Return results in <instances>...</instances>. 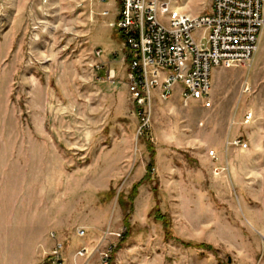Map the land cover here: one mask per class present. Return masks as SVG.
Returning <instances> with one entry per match:
<instances>
[{
	"label": "rangeland",
	"instance_id": "1",
	"mask_svg": "<svg viewBox=\"0 0 264 264\" xmlns=\"http://www.w3.org/2000/svg\"><path fill=\"white\" fill-rule=\"evenodd\" d=\"M116 3L0 0V264H264V31L140 134Z\"/></svg>",
	"mask_w": 264,
	"mask_h": 264
},
{
	"label": "built area",
	"instance_id": "2",
	"mask_svg": "<svg viewBox=\"0 0 264 264\" xmlns=\"http://www.w3.org/2000/svg\"><path fill=\"white\" fill-rule=\"evenodd\" d=\"M116 4L113 26L123 41L122 61L128 65L127 88L140 134L150 128L154 93L168 101L180 87L185 104L210 107L213 71L248 68L264 31V0H212L208 14L194 17L184 15L172 0ZM197 33L202 34L199 41ZM42 264H64L59 249Z\"/></svg>",
	"mask_w": 264,
	"mask_h": 264
},
{
	"label": "bare ground",
	"instance_id": "3",
	"mask_svg": "<svg viewBox=\"0 0 264 264\" xmlns=\"http://www.w3.org/2000/svg\"><path fill=\"white\" fill-rule=\"evenodd\" d=\"M176 8H178V7H176ZM179 10H180V8H178Z\"/></svg>",
	"mask_w": 264,
	"mask_h": 264
},
{
	"label": "trees",
	"instance_id": "4",
	"mask_svg": "<svg viewBox=\"0 0 264 264\" xmlns=\"http://www.w3.org/2000/svg\"><path fill=\"white\" fill-rule=\"evenodd\" d=\"M119 35V34H118ZM120 37V36H119ZM121 38V37H120Z\"/></svg>",
	"mask_w": 264,
	"mask_h": 264
}]
</instances>
